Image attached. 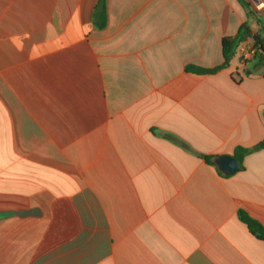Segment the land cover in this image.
Listing matches in <instances>:
<instances>
[{
  "label": "crops",
  "instance_id": "0c3cea01",
  "mask_svg": "<svg viewBox=\"0 0 264 264\" xmlns=\"http://www.w3.org/2000/svg\"><path fill=\"white\" fill-rule=\"evenodd\" d=\"M99 1L0 0V264H264L239 219L264 226V150L203 158L264 140V70L186 69L223 63L244 9L107 0L97 29Z\"/></svg>",
  "mask_w": 264,
  "mask_h": 264
},
{
  "label": "trees",
  "instance_id": "16d2710c",
  "mask_svg": "<svg viewBox=\"0 0 264 264\" xmlns=\"http://www.w3.org/2000/svg\"><path fill=\"white\" fill-rule=\"evenodd\" d=\"M238 2L244 9L247 20L240 26L236 35L223 38V63L213 69L189 66L186 68L189 72L197 75H206L214 74L223 69H227L230 66L231 61L237 56L240 45L247 40H251L254 54L250 60L246 61V65L249 66L244 70V75L250 76L252 74L258 73L260 70H264V17L261 12L255 9L248 0H238ZM107 18V0H100L94 14L95 27L97 29H104L107 25ZM251 21H255L259 26V29L256 32H253L250 28ZM168 138L186 148L184 144L179 143L176 139H173L170 136H168ZM258 150H264V140L253 148H236L233 157L237 159V161H239V163L242 165L246 155ZM203 158L209 165L213 166L217 170L220 176L225 177L214 164L213 159L215 157L203 156ZM239 219L247 226L249 232L255 238L260 241H264V226L261 223L243 211L239 212Z\"/></svg>",
  "mask_w": 264,
  "mask_h": 264
},
{
  "label": "water",
  "instance_id": "95a60500",
  "mask_svg": "<svg viewBox=\"0 0 264 264\" xmlns=\"http://www.w3.org/2000/svg\"><path fill=\"white\" fill-rule=\"evenodd\" d=\"M214 164L224 176H231L239 171L242 165L231 155H219L213 159Z\"/></svg>",
  "mask_w": 264,
  "mask_h": 264
},
{
  "label": "built area",
  "instance_id": "2783aa9c",
  "mask_svg": "<svg viewBox=\"0 0 264 264\" xmlns=\"http://www.w3.org/2000/svg\"><path fill=\"white\" fill-rule=\"evenodd\" d=\"M246 42L242 43L238 49V52H240L241 63H246V61L250 60L254 54V50L251 46L250 48L246 49Z\"/></svg>",
  "mask_w": 264,
  "mask_h": 264
},
{
  "label": "rangeland",
  "instance_id": "374dc122",
  "mask_svg": "<svg viewBox=\"0 0 264 264\" xmlns=\"http://www.w3.org/2000/svg\"><path fill=\"white\" fill-rule=\"evenodd\" d=\"M252 5H253V7L255 8V9H257L256 7H255V5L257 4V2L256 1H254V0H248ZM258 11H260L261 12V14L262 13H264V9H262V11L261 10H259V9H257Z\"/></svg>",
  "mask_w": 264,
  "mask_h": 264
}]
</instances>
